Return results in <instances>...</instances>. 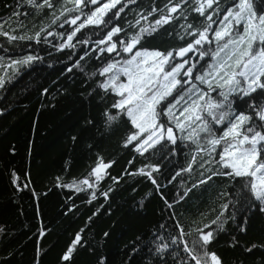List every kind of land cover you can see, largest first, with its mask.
<instances>
[{
  "label": "trees",
  "instance_id": "trees-1",
  "mask_svg": "<svg viewBox=\"0 0 264 264\" xmlns=\"http://www.w3.org/2000/svg\"><path fill=\"white\" fill-rule=\"evenodd\" d=\"M235 2L219 0V14L206 11L215 21L206 34L209 41L221 27L225 10ZM52 4L37 9L27 0H0V31L8 33L0 35L4 81L0 87V264H195L184 245L193 247L198 228L214 232L207 250L223 264H264V211L260 210L264 205L246 187L248 178L212 175L206 169L215 170L214 163L201 168L209 157L194 139L179 138L184 135H177L175 145H157L141 155L135 142L125 146L127 136L136 132L126 114L121 113L110 128L106 125L103 113L109 110L115 115L112 105L120 97L99 87L107 81L99 70L125 60L122 42L169 15L170 0H122L119 17L113 12L121 5L109 11L104 19L111 21L101 25L85 23L99 5L87 0L79 7L72 0H52ZM195 7L194 0L181 4L183 16L179 11L170 14L175 18L145 35L134 49L175 53L186 47L198 38L189 33L203 30L207 23L206 16L193 11ZM254 7L258 13L264 11V0ZM76 17V24H71ZM81 23L85 26L69 41ZM188 24L193 29L186 30ZM113 27L122 31L107 41ZM100 40L106 42L98 44ZM113 43L116 51H101ZM201 50L213 52L212 41ZM28 56L36 59L12 65ZM210 57L206 55L194 70ZM219 91L212 92L217 99ZM258 94L259 90L253 95ZM234 107L251 112L238 99ZM160 119L168 123L165 116ZM213 127L222 135L220 126ZM204 136L198 137L201 145L206 144ZM193 156L192 172L176 176ZM101 159L111 166L97 181L90 173ZM152 167L159 169L152 173L156 184L139 174ZM208 176L212 178L199 184ZM218 216L217 224H212ZM205 224L211 227L204 228ZM78 234L81 240L65 261L63 256ZM165 245L163 252L158 251Z\"/></svg>",
  "mask_w": 264,
  "mask_h": 264
},
{
  "label": "snow or ice",
  "instance_id": "snow-or-ice-1",
  "mask_svg": "<svg viewBox=\"0 0 264 264\" xmlns=\"http://www.w3.org/2000/svg\"><path fill=\"white\" fill-rule=\"evenodd\" d=\"M72 2L77 7L85 4V0H72ZM87 2L99 6L87 16L86 24L101 25L109 23L111 18L105 21L106 14L112 9H116L117 5H121L117 11L113 12L114 17H119L124 7L122 0H107L106 3L102 4L100 0H87ZM188 2L189 0H181V3L172 4L170 0L171 6L166 5L169 15L161 16L160 19L155 21V26L151 28H141L139 33L132 36L129 42H122L123 51L132 53L145 35H151L157 30V27L168 24L175 18L170 14L179 11L180 15L183 16L181 4H188ZM194 2L196 7L193 11L200 16H206L208 9H213V14H219V0H194ZM256 2H259V0H236L233 6L225 10L226 14L221 21L222 27L214 32L215 40L217 42L223 41V43L218 44L217 49L213 52L208 53L201 50L205 43H211L206 34L211 29L212 23H215L212 14H208L206 16L207 23L203 30L193 29L192 24L186 26V30L193 29L189 35L198 36L186 47L180 48L175 53L173 51L163 53L158 50L135 51L130 59L124 61V66L117 73L111 75L106 82L99 84V87L105 92L111 89L120 97L112 105V108L117 110L115 115L111 114L109 110H105L103 113L107 127L110 128L114 122L118 121L119 115L124 113L130 119L131 125L137 130L127 136L125 146L135 142V151L143 155L150 149H155L157 145H161V147L165 143L175 145L178 137L170 125L174 122L175 128L183 132L198 121L199 124L188 136L179 138L194 139L199 151L209 157L208 160H204L200 164V167L204 168L206 164L212 165L214 163L217 166L215 170L212 167L206 169L212 172V175L248 178L246 187L249 188L255 200L264 205V99H259V97H264V11L259 13L256 11L254 7ZM27 3L37 9L53 7L52 0H42L41 3H37L36 0H27ZM214 5H216V8H213ZM153 11L157 10L154 9ZM16 15H19V13ZM78 19L79 17L73 18L70 23L74 25ZM85 23H81L68 36L69 41L76 35V32L85 26ZM237 28L242 30L237 32ZM121 31V28L113 27L107 33L106 40L111 41L113 36ZM0 35L8 36V33L0 31ZM39 35L40 33L37 32L36 36L39 37ZM226 37L227 39H225ZM9 38L11 40L17 39L16 36H10ZM19 38L24 39L25 37ZM28 38L31 39V37ZM105 42V40H100L98 44ZM116 48L117 45L113 43L110 47L101 49V51L113 52L116 51ZM193 51H197L201 59L206 55H211L214 60L220 57L221 53H225L226 58L210 65V71L195 76V80L200 81L201 84H207L212 92L219 89L220 99H213L208 92L198 89L194 83H192L190 89H183V84L191 83V81L178 79V77H181V73H183V77H192L196 65L191 64L185 68V65L189 64V60L183 58ZM177 57H180L182 62L172 63ZM34 59L36 58L28 56L22 61H13L12 65L27 64ZM165 65L169 66V70H165ZM116 68V63H109L99 70V75L105 76L113 73ZM121 74L127 77L126 83L117 82ZM208 77L212 79L209 80ZM213 82L215 87H213ZM3 84L4 81L0 79V87H3ZM193 89L198 93V97L191 100ZM258 90V96L253 95L258 93ZM174 91L177 92V96L174 97L173 102H169L165 108L158 111L157 107L167 97L172 96ZM186 95L191 103L185 100ZM205 98H207L206 102L202 104L201 101H205ZM245 98L249 99L245 100ZM237 99L245 102L251 112L236 111L234 105ZM182 101L184 102L183 105L178 107ZM161 116L167 117L168 123L162 122L160 120ZM214 125L220 126L222 135L216 133ZM199 133L205 134V145L200 144L197 138ZM218 147L220 151L217 153ZM214 153L218 155V159L216 155H213ZM194 164H196L195 156L192 157L188 167L177 172L176 176H180L181 172L191 173ZM110 166L101 159L90 175H94L96 180L99 181L103 179L104 170ZM158 170L157 167H152L151 171L148 172L141 169L139 174L146 175L152 180L153 184H156L152 173ZM211 178L212 176H208L207 179L200 180L199 184L206 183ZM173 179H175V176ZM82 183L88 184L89 181L84 180ZM197 186L196 184L193 185V187ZM69 187L71 186L69 185ZM104 195L106 196L107 193H104ZM93 198H95V193H93ZM222 207L227 208V205ZM260 210L264 211V207ZM219 219L218 216L211 223L217 224ZM210 227L209 224L204 225V228ZM220 227L222 228V223ZM181 232L183 234V230ZM197 232L199 236L194 241L193 247L189 248L187 244L184 245V251L190 259L195 264H223L216 253H210L207 250V245L215 239L214 232L211 230L205 232L204 229L199 228ZM80 240L81 237L78 234L73 244L68 248L67 253L63 256L65 261L69 260L73 249ZM166 247L167 245L158 249V251L163 252ZM255 247L256 245L252 246V248ZM252 248H248L246 251L250 252Z\"/></svg>",
  "mask_w": 264,
  "mask_h": 264
},
{
  "label": "rangeland",
  "instance_id": "rangeland-1",
  "mask_svg": "<svg viewBox=\"0 0 264 264\" xmlns=\"http://www.w3.org/2000/svg\"><path fill=\"white\" fill-rule=\"evenodd\" d=\"M222 20H223V18H222ZM225 23H227V22H225ZM221 27H222V25H221ZM221 27H219V29H220ZM219 29H218V30H219ZM241 30H242V29L237 28L236 31L239 32V31H241ZM225 39H227V37H226ZM211 41H212V43H213L214 50L217 49L218 44H222V43H223V41L217 42V41L215 40L214 35H213V40H211ZM242 47H243V46H242ZM135 51H136V50L133 49V52H132V53H126V52H124V53L126 54V56H127V58H126L125 60L130 59L131 56L135 53ZM137 51H138V50H137ZM210 58H211L210 60H208V61H204V62H203V65L201 66V69H199V70H198V69H195V70L193 69L192 77H183V73H181V77H178V79H179V78H182L183 80L191 81V83H184V84H183V89H184V90H188V89H190L192 83H194V84H196V86H197L198 89H201V90H203V91H205V92H208L209 95H210L213 99H217L216 96H213V93H212V91L208 88V85H207V84H201L200 81L195 80V76H197V75H203L205 71H210V70H211L210 67H209L210 65L217 63V61H222L224 58H226V56H225V53H221V54H220V57H218L216 60H214V59L212 58V56H211ZM183 59H187V60H189V64H186V65H185V68L189 67L191 64H195V65L197 66L201 61L204 60V58L201 59V58L199 57V53H196L195 51H193V52H191V53H188ZM125 60H123V61H121V60H120V61L117 60V61L115 62V63L117 64V68L113 70V73H109V74H107V76H106L107 80L109 79V77H110L111 75L117 73V72L119 71V69H120L122 66H124V61H125ZM180 62H182V59H181L180 57H177L176 60L172 61V63H180ZM165 70H166V71L169 70V66H168V65H165ZM208 79L211 80L212 78H211V77H208ZM117 82H118V83H121V82L126 83V82H127V77L121 74V75H119V80H118ZM153 87L155 88V86H153ZM200 87H201V88H200ZM213 87H215V83H214V82H213ZM181 94H183V93H181ZM176 96H177V92L174 91L172 96L167 97V99H166V100H168V101H167V104H168L169 102H173V99H174V97H176ZM197 97H198V93L196 92L195 89H193V90H192V95H191V100L197 99ZM206 99H207V98H205V101H201V103H202V104L205 103V102H206ZM185 100H187L189 103H191V100L189 99V97H188L187 95L185 96ZM162 102H163V101H162ZM162 102H161V103H162ZM183 103H184V102L182 101V102H181V105L178 106V107H181V106L183 105ZM167 104L165 105V107L167 106ZM166 119L168 120L167 117H166ZM160 120H161V119H160ZM161 121H162V120H161ZM198 124H199V122L197 121V122H196L195 124H193L190 128H187V129H186L185 131H183V132H181L179 129H176V128H175V124H174V122L172 123L171 126L173 127L174 133H175L176 135H184V136L186 137V136H188V134H189L190 132L193 131V129H195V128L197 127ZM136 131H137V130H136ZM199 135H200V133H199ZM198 137H199V136H198ZM198 137H197V138H198ZM94 179L96 180L95 176H94Z\"/></svg>",
  "mask_w": 264,
  "mask_h": 264
}]
</instances>
